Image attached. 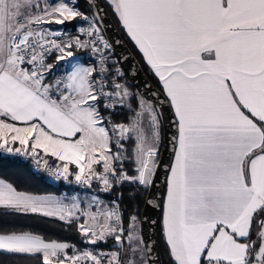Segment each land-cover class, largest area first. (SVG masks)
Instances as JSON below:
<instances>
[{"label":"snow or ice","instance_id":"snow-or-ice-1","mask_svg":"<svg viewBox=\"0 0 264 264\" xmlns=\"http://www.w3.org/2000/svg\"><path fill=\"white\" fill-rule=\"evenodd\" d=\"M104 2L173 112L171 162L161 110L113 59L98 0H0V153L91 193L0 177V264H162L122 192L100 195L153 188L162 168L164 197L148 203L162 208L167 264H264V0ZM20 218L58 220L78 239Z\"/></svg>","mask_w":264,"mask_h":264},{"label":"trees","instance_id":"trees-1","mask_svg":"<svg viewBox=\"0 0 264 264\" xmlns=\"http://www.w3.org/2000/svg\"><path fill=\"white\" fill-rule=\"evenodd\" d=\"M104 2V0H103ZM78 3L82 10L88 11V6L85 3V0H78ZM104 5L112 18L115 26L117 27L120 35L122 36L123 40L130 48L131 52L137 59L139 65L141 66L142 70L144 71L147 78L151 81V83L157 87L159 90V85L156 81V78L151 74L148 70V67L144 64L141 59V54L135 48L134 44L131 40L127 37L124 29L122 28L120 22L118 21L117 17L112 13L111 9H109L104 2ZM75 24V21L72 24L66 25L65 27H70ZM113 59H116L115 55L113 54ZM129 86L131 87L133 92H138L136 88L132 85L129 79L126 77ZM127 114H117L115 118L117 120H122ZM162 132V127H161ZM162 137V145L163 146V134ZM0 177L7 178L13 181L20 189L27 190L33 192L34 194H58V195H65L70 192L69 187H66L60 183L51 182L46 179L43 175L35 173L28 163L22 162L18 159H12L7 157L0 156ZM122 192L123 194V204L122 207L127 208L128 212H136L139 216L140 220V212L143 205V201L146 195V190L144 189H135L129 185L123 186V188H117L116 191L109 194H100L102 198L106 200H111L115 198ZM162 219V214H161ZM20 222L24 223H31L34 224L39 229L48 232L53 236H59L61 238L70 239L75 242L78 237L75 235L73 230H66V226L63 225L61 222L55 219H47V218H20ZM101 247H106L105 245H101ZM158 249L161 258L162 264H167V257L165 255V248L164 242L162 239L161 234V220L158 229Z\"/></svg>","mask_w":264,"mask_h":264},{"label":"water","instance_id":"water-1","mask_svg":"<svg viewBox=\"0 0 264 264\" xmlns=\"http://www.w3.org/2000/svg\"><path fill=\"white\" fill-rule=\"evenodd\" d=\"M96 2V0H94ZM98 2L104 7L106 15L103 19L104 36L112 44V52L116 59L120 61L121 67L126 71V77L140 94L146 95L161 110V127L163 134V146L161 149L162 159L165 164L170 163L172 159L171 137L175 132L173 125L174 115L163 96V93L155 87L147 78L137 59L127 46L112 18L110 17L103 0ZM94 10V9H93ZM166 170L161 169L159 177L155 182V187L146 190V195L140 212V223L146 239L151 243L155 250V256L159 257L158 249V229L161 220L162 208L149 204L151 199L159 202L163 199L165 193ZM155 258V257H154Z\"/></svg>","mask_w":264,"mask_h":264},{"label":"built area","instance_id":"built-area-1","mask_svg":"<svg viewBox=\"0 0 264 264\" xmlns=\"http://www.w3.org/2000/svg\"><path fill=\"white\" fill-rule=\"evenodd\" d=\"M77 23H82V22L75 21L74 25H76ZM74 25L70 26V27H67V30L70 33H72V34H75ZM77 53H78L80 58L90 61V57H89V55L87 53H84V52H77ZM112 54H113V52H112ZM113 119L117 120L115 118V116L113 117ZM0 156L1 157L12 158V159H18V160H20L22 162L28 163L30 165L31 169L35 173L43 175L46 179H48L51 182L60 183V184H62L64 186H66V187L71 188L70 192L65 194L67 196H71L73 194L91 195V193L87 189H82V188H80V187H78L76 185H69L63 180H59V181L56 180L46 169L43 168V166H39L38 167L31 157H27V156H23V155H16V154H7V153H0Z\"/></svg>","mask_w":264,"mask_h":264},{"label":"crops","instance_id":"crops-1","mask_svg":"<svg viewBox=\"0 0 264 264\" xmlns=\"http://www.w3.org/2000/svg\"><path fill=\"white\" fill-rule=\"evenodd\" d=\"M76 57H77V59L78 60H80L81 62H89L88 60H85V59H82V58H80L79 57V55H78V53H76ZM63 63V62H62ZM65 67H67V65H65ZM63 71V68H61V69H59V70H56V69H54V73L55 74H59V72H62ZM161 135H162V132H161ZM39 195H49V194H39ZM50 195H55V196H61V194L60 195H58V194H50ZM82 199L84 198L83 196V194H81V195H79Z\"/></svg>","mask_w":264,"mask_h":264},{"label":"rangeland","instance_id":"rangeland-1","mask_svg":"<svg viewBox=\"0 0 264 264\" xmlns=\"http://www.w3.org/2000/svg\"><path fill=\"white\" fill-rule=\"evenodd\" d=\"M86 196H89V195H84L83 197L85 198ZM161 223H162V219H161Z\"/></svg>","mask_w":264,"mask_h":264}]
</instances>
